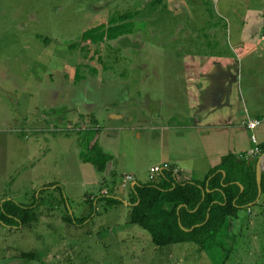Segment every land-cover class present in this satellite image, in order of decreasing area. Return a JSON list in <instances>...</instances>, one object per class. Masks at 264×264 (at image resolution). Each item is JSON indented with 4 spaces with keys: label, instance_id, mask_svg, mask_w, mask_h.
<instances>
[{
    "label": "rangeland",
    "instance_id": "rangeland-1",
    "mask_svg": "<svg viewBox=\"0 0 264 264\" xmlns=\"http://www.w3.org/2000/svg\"><path fill=\"white\" fill-rule=\"evenodd\" d=\"M123 13L129 31L83 55L80 32ZM261 17L264 0H0V203L35 201L37 214L0 223V264H264L263 199L240 208L206 253L192 242L154 246L126 223L121 185L124 175L152 181L160 156H178L185 175L201 177L199 139L180 129L184 141L174 143V133L196 113L202 64L234 59L235 49L231 102L240 94L244 105L264 103ZM93 124L111 155L102 172L79 156ZM66 214L88 217L71 223Z\"/></svg>",
    "mask_w": 264,
    "mask_h": 264
},
{
    "label": "trees",
    "instance_id": "trees-1",
    "mask_svg": "<svg viewBox=\"0 0 264 264\" xmlns=\"http://www.w3.org/2000/svg\"><path fill=\"white\" fill-rule=\"evenodd\" d=\"M127 18H130V14L123 13L110 17L106 23H97L81 31L78 47L83 55L89 44L127 33L132 24L125 20ZM94 70L95 68H90L91 72ZM75 73L77 75V69ZM93 126L95 125L83 131V145L79 156L82 162L89 163L96 172H102L111 156L99 147L96 137L98 129ZM258 147L259 153L262 152L264 141ZM255 157L240 159L233 153H227L221 156L219 163L210 168L201 180H182L171 169L161 170L152 181L137 183L128 188L126 223L144 230L154 246L192 242L208 253V244L213 235L220 229H225L237 217L240 208L256 204ZM259 188L257 199L264 200L263 174H260ZM59 193L65 202V198ZM100 198L110 205L122 203L116 196L101 195ZM34 202L22 205L10 199L2 200L0 223L17 227L35 221L37 214L32 208ZM87 217L75 218L66 214L64 220L78 223ZM19 257L31 261L32 252H21Z\"/></svg>",
    "mask_w": 264,
    "mask_h": 264
},
{
    "label": "crops",
    "instance_id": "crops-1",
    "mask_svg": "<svg viewBox=\"0 0 264 264\" xmlns=\"http://www.w3.org/2000/svg\"><path fill=\"white\" fill-rule=\"evenodd\" d=\"M259 26L264 29V17L260 18ZM261 40L264 41L263 36ZM237 42L241 41H235ZM253 48L254 46L251 45L247 50ZM238 58V53L234 49V59L232 56H223L200 66V81L196 83L197 102L194 105L196 113L190 114L187 126L176 129L174 133L176 140L174 143L184 141L183 130H187L186 133L194 135V138L200 141V172L202 175L195 180H201L210 168L219 163L221 156L227 153H233L236 156L239 153H247L254 145L249 139L250 134L254 135L257 144L264 141V103L255 106L245 101V106L240 94L236 96L237 100L233 99L231 102L229 89L226 87L230 82L238 80L237 72L241 69L237 67ZM185 82L187 83V80ZM185 89L188 88L185 86ZM232 103H235V107H231ZM186 104L189 107L190 104ZM252 118H256L259 122L254 128L249 129L247 120ZM260 125L261 128L257 129ZM164 128L166 129L167 126ZM180 129L182 131H177ZM161 146L164 145L161 144ZM158 160L159 162L154 165L166 164L178 179H191L185 175V171L191 172L189 167L183 166V161L178 156L171 158L160 156ZM110 161L111 159L107 164ZM125 182L123 180V184ZM136 182L141 183L135 178H130L126 182L129 187L126 186L130 188L137 184ZM122 202L125 201L122 200Z\"/></svg>",
    "mask_w": 264,
    "mask_h": 264
},
{
    "label": "built area",
    "instance_id": "built-area-1",
    "mask_svg": "<svg viewBox=\"0 0 264 264\" xmlns=\"http://www.w3.org/2000/svg\"><path fill=\"white\" fill-rule=\"evenodd\" d=\"M259 120L256 118L248 119L247 120V127L249 129L254 128L258 124ZM250 141L254 144L247 153H239L237 155L238 158H244V159H252L253 157L257 156L259 154V147L258 144L255 142V138L253 134L249 135ZM256 158V157H255ZM163 169H168L166 164H161V165H154L149 168V174H148V179L152 180L154 177ZM129 175H124L123 180L124 181H129L130 180ZM123 180H122V185H123Z\"/></svg>",
    "mask_w": 264,
    "mask_h": 264
},
{
    "label": "water",
    "instance_id": "water-1",
    "mask_svg": "<svg viewBox=\"0 0 264 264\" xmlns=\"http://www.w3.org/2000/svg\"><path fill=\"white\" fill-rule=\"evenodd\" d=\"M116 117L120 116L118 114L114 115ZM260 174L264 175V150L260 152L254 161V176H255V182L257 186V194L255 200H257L259 194H260V188H259V182H260ZM223 175V172H222ZM239 188L241 189L242 186L239 184Z\"/></svg>",
    "mask_w": 264,
    "mask_h": 264
}]
</instances>
